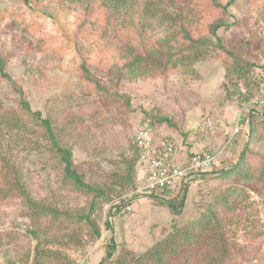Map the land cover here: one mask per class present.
I'll use <instances>...</instances> for the list:
<instances>
[{"label":"rangeland","instance_id":"374dc122","mask_svg":"<svg viewBox=\"0 0 264 264\" xmlns=\"http://www.w3.org/2000/svg\"><path fill=\"white\" fill-rule=\"evenodd\" d=\"M87 6V0H28V6L21 0H0V49L6 56L12 54L6 61L7 73L31 109L51 121L57 143L72 153L74 169L84 182L111 191L112 201L93 217L100 238L89 241V228L75 222L78 215L86 214L91 196L63 182L58 156L42 130L33 125V129L0 132V141L1 146L11 147L28 194L60 212V217L42 223L50 248L67 254L74 264H130L164 243L172 227L183 228L201 218L211 199L237 184L220 174L232 167L248 141L247 117L262 110L264 0H236L224 13L210 8L207 0H132L127 10L110 12L116 16L113 25L99 22L93 31L83 33ZM176 14H186L201 35L215 19L232 24L218 35L242 59L247 76L239 81L226 77L221 52L209 48L200 61L182 70L164 74L142 67L139 78L117 81L114 66L122 67L131 59L123 46L153 47L172 41L176 27L170 16ZM82 57L97 64L89 70L102 86L100 91L84 80L79 69ZM255 99L259 104H254ZM20 101L11 84L0 78V112L19 108ZM161 118L170 123H160ZM259 121L264 124V118ZM145 127L157 136H169L185 158L206 152L216 156L210 170L192 176L182 188L178 199L185 194V202L178 215L159 203L170 197L153 198L119 185L136 156L131 137ZM249 149L257 156L264 154V138ZM252 159L262 164L256 156ZM138 168L136 163L134 171L140 179ZM236 199L228 212L217 210V228L224 241L219 235L211 244L200 240L194 255L181 252L168 264L186 260L206 264L203 256L208 249L212 254L224 247L233 253L225 264H264V184L255 180ZM115 205L121 206L118 215L113 214ZM26 215L19 198L0 199V264H33L35 241L27 233L35 225ZM213 229L208 234L214 236ZM80 241L84 246L74 247ZM112 244L115 248L106 258Z\"/></svg>","mask_w":264,"mask_h":264},{"label":"trees","instance_id":"16d2710c","mask_svg":"<svg viewBox=\"0 0 264 264\" xmlns=\"http://www.w3.org/2000/svg\"><path fill=\"white\" fill-rule=\"evenodd\" d=\"M21 1L28 6V0ZM235 1L236 0H228L225 5H221L219 0H207L211 5L210 8H213L215 11H223V13ZM87 3L88 6L85 10L86 17L81 24L83 33L93 31L97 26L96 24L99 22L113 25L116 16L110 12L113 11L118 13L122 10H127L132 4V0H87ZM106 11H109V14H107ZM170 20L171 24H174L176 27L173 35L174 39H172V41L164 40L162 41V45L155 43L153 47H148V45H141L139 47L123 46V50L130 55L131 59L130 61H125L122 67H120V64L114 66L113 71L116 74L115 79L117 81H119L121 77L129 81L139 78L140 75L138 72L142 67H151L153 71L158 69L164 74L171 73L175 70H182V67L200 61L205 55L204 51H207L209 48L218 49V51L221 52L223 60L227 64L225 67L226 77L235 76L239 81L247 76V68L243 67L242 59L238 58L233 50L227 49L223 44V38L218 35L220 29L224 28V31L228 30L232 24L229 25L230 23H226L220 20V18L215 19L205 26L207 31L206 34L201 35L198 34L199 31L197 29L191 27L186 14L170 16ZM12 57V54L6 56L5 52L0 49V78L6 79L11 84L21 101L19 108L1 110L0 132L12 133L33 129V125L42 130L43 138L58 156L63 182L72 187L74 191L91 196L86 214L78 215L74 220L76 223H84L89 228V241L93 242L101 236L96 221L93 218L94 214L103 205L112 201L111 191L106 189V187H95L87 184L84 182L81 175L74 169L72 153L57 143L51 121L43 117L40 111L31 109L29 102L23 97L22 91L7 73L6 61L10 60ZM125 64L127 65L124 66ZM91 65L97 64H90L82 57L79 69L84 73V80L88 84H93L95 90L100 91L102 86L91 74L89 70V66ZM241 81L243 84L246 83L244 80ZM111 82L113 83V81ZM116 84L117 82L114 83V85ZM259 102L260 101L257 100L254 104L257 105ZM261 109L260 112L253 110V114L247 117V121H249L248 141L245 143L239 156L236 157L235 162L231 165L232 167L220 174L221 179H233L237 184L219 192L217 197L211 199L206 213H204L201 218L192 221L183 228L172 227V232L165 238L164 243H157L144 254L130 260V264H168L170 257L173 258L181 252H185L189 257L190 255H194L198 249L200 240H206L207 244H211L216 241L213 237L219 235L218 239L221 238L220 241H224L223 237H221L218 232L219 228H217L220 223V216H218L217 210L219 208H224L228 212L231 205L236 202L234 199L237 198L236 200H238L246 188V185L254 183L255 180L264 184V154L257 156L255 152L249 149L250 144L258 142L260 138H264V124L259 121L264 118V102L262 103ZM259 113H261V115H259ZM159 122L170 123L167 118H161ZM9 147L8 144L6 146H1L0 141V199L12 197L19 198L26 208V217L35 225L27 233L30 235L31 239L35 241L33 264H46L52 261L74 264L67 254L62 253L60 250H53L50 248V237L45 228H43L44 225L42 226V223L46 222V220H53L60 217V212L56 208L48 207L42 202L33 199L28 194L22 182L21 171L17 164V160L11 151L12 149L10 150ZM192 155L194 154H191V156ZM254 156L259 158L262 164L255 162L252 159ZM138 159L139 156L136 150L135 158L127 166L128 176L123 182L119 183L120 187H127L132 191H137L138 173L136 172L135 174L134 168L136 163L138 164ZM254 172L257 174H254ZM181 192L183 193L184 189L177 188L175 190L152 191L145 194H149V196L153 198L161 196L170 197L168 200L161 199L159 203L167 207L173 215H178V211H181L185 202V194L181 199H178ZM120 207L119 205H115V213L113 214L118 215L121 210ZM105 227L108 229L111 228L110 224L107 222H105ZM210 227L214 228V234L212 233L214 236L208 234V229ZM234 234L236 235V233ZM225 242L228 244L227 240H225ZM84 243V241H80L79 244L74 247H82ZM229 243L232 245L231 242ZM217 244L218 243H216V245ZM114 248V244L109 246L106 258L109 256L111 257ZM232 254V249L224 247L222 249L213 250L212 254H210L208 249L203 257H205L204 262H207L206 264H225L229 257L233 256ZM186 261L184 262L185 264H187ZM117 264L123 263L117 261Z\"/></svg>","mask_w":264,"mask_h":264},{"label":"built area","instance_id":"2783aa9c","mask_svg":"<svg viewBox=\"0 0 264 264\" xmlns=\"http://www.w3.org/2000/svg\"><path fill=\"white\" fill-rule=\"evenodd\" d=\"M263 90L264 85L261 87ZM131 143L138 152V170L141 173L136 194L185 188L192 176L210 170L216 159L208 152L185 158L175 141L169 136L153 134L148 127L136 130Z\"/></svg>","mask_w":264,"mask_h":264}]
</instances>
